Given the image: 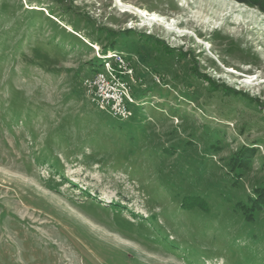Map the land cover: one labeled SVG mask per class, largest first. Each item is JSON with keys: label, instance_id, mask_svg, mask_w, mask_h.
I'll list each match as a JSON object with an SVG mask.
<instances>
[{"label": "rangeland", "instance_id": "obj_1", "mask_svg": "<svg viewBox=\"0 0 264 264\" xmlns=\"http://www.w3.org/2000/svg\"><path fill=\"white\" fill-rule=\"evenodd\" d=\"M112 54L128 120L84 86ZM0 264H264V13L0 0Z\"/></svg>", "mask_w": 264, "mask_h": 264}, {"label": "built area", "instance_id": "obj_2", "mask_svg": "<svg viewBox=\"0 0 264 264\" xmlns=\"http://www.w3.org/2000/svg\"><path fill=\"white\" fill-rule=\"evenodd\" d=\"M103 60L102 69L84 81L85 89L92 103L102 111L113 118L128 120L134 105L130 94V84L134 82L132 69L124 55L112 54Z\"/></svg>", "mask_w": 264, "mask_h": 264}, {"label": "trees", "instance_id": "obj_3", "mask_svg": "<svg viewBox=\"0 0 264 264\" xmlns=\"http://www.w3.org/2000/svg\"><path fill=\"white\" fill-rule=\"evenodd\" d=\"M237 3L252 6L264 13V0H233Z\"/></svg>", "mask_w": 264, "mask_h": 264}, {"label": "bare ground", "instance_id": "obj_4", "mask_svg": "<svg viewBox=\"0 0 264 264\" xmlns=\"http://www.w3.org/2000/svg\"><path fill=\"white\" fill-rule=\"evenodd\" d=\"M121 5H122V4H121ZM122 7H123V6H122ZM123 12H124V13H125V12L127 13V12H129V11H128V10H124ZM137 13H138L141 17L143 16V17L147 18L146 20H147V21H150V22H151V21H155V19H157V18L155 17V15H151V17H147V14H146V13H144V12H142V11H139V10L137 11ZM149 16H150V15H149ZM143 17H142V18H143ZM145 18H144V19H145Z\"/></svg>", "mask_w": 264, "mask_h": 264}]
</instances>
